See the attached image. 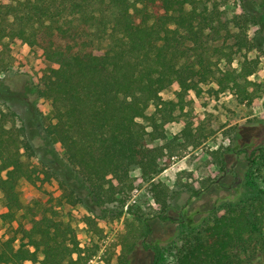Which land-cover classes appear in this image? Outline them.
Here are the masks:
<instances>
[{
    "label": "trees",
    "instance_id": "obj_1",
    "mask_svg": "<svg viewBox=\"0 0 264 264\" xmlns=\"http://www.w3.org/2000/svg\"><path fill=\"white\" fill-rule=\"evenodd\" d=\"M239 9L228 19L206 0H0V71L12 63V42L38 48L53 68L43 76L37 97L49 101L54 113L42 135L29 137L25 125H16L13 111H0L5 208L0 230L10 227L0 239V264H88L99 248H82L56 205L83 204L100 218L121 216L134 190L135 170L152 183L155 202L168 206V188L154 183L164 170L166 146L149 144L148 138L166 139L164 128L184 109L186 95L215 78L219 92L232 91L241 101L255 97L249 78L259 62L247 53L264 54V0H239ZM252 27L256 30L248 39ZM243 51L239 70L218 68V62L231 65L232 55ZM172 86L179 89L176 100L163 99ZM152 105L155 112L148 115ZM53 175L64 190L57 204L51 198L39 215L29 209L30 225L13 226L24 210L20 184L36 186ZM260 196L259 203L235 202L188 237L175 264H237L233 250L259 233L264 191ZM129 209L141 227L132 226L124 235L120 264H132L140 231L151 233L150 219L140 208ZM151 248L158 264L161 248Z\"/></svg>",
    "mask_w": 264,
    "mask_h": 264
},
{
    "label": "rangeland",
    "instance_id": "obj_2",
    "mask_svg": "<svg viewBox=\"0 0 264 264\" xmlns=\"http://www.w3.org/2000/svg\"><path fill=\"white\" fill-rule=\"evenodd\" d=\"M206 2L217 5L228 19L240 13L239 0ZM255 30V27L248 30V39L252 38ZM234 40L231 38L229 42ZM218 42L221 41L214 45ZM11 49L12 63L0 71V111H13L17 115L16 125H25L29 137L42 135L52 123L54 113L50 102L39 99L37 92L43 87V76L53 65L41 57L38 48L16 41L12 42ZM244 52L234 53L231 65L224 60L218 62V68L239 70ZM247 55L259 62L256 73L249 78L253 84L250 90L256 91L252 100L241 101L232 91L219 92L215 78L201 85L202 91H190L186 95L184 109L177 110V119L164 128L166 139L153 141L148 138L149 144L166 146V156L162 161L164 170L154 183H163L168 188L167 207L155 202L152 183L145 182L141 172L135 170L131 174L134 190L125 212L118 217L100 218L83 204L56 205L64 190L60 179L53 175L36 186L26 182L20 184L24 210L18 213L13 226L21 222L30 225L34 219L29 209L39 215L52 198L60 219L74 228L80 246L99 248L88 264H120L118 256L124 235L132 226L141 227L131 214L129 207L132 206L133 209L140 208L150 219L151 233L145 236L144 231H140L131 263L153 264L151 246L157 245L162 253L158 264H175L187 238L225 214L235 202H261L260 192L264 191V54L252 50ZM178 91V87L172 86L163 92L162 97L176 100ZM155 109L152 105L148 115H152ZM139 122L148 126L145 120L140 119ZM147 130L151 131L150 128ZM53 146L59 158L65 159L56 141H53ZM241 149L250 157L239 154ZM223 153L224 169L221 168ZM32 160L38 164L39 158L35 156ZM4 212L0 194V214ZM260 214L259 233L232 252L237 264H264V207ZM163 215L170 216L173 221L163 220ZM8 226L0 230V239L8 236ZM143 242L149 246L148 249Z\"/></svg>",
    "mask_w": 264,
    "mask_h": 264
},
{
    "label": "flooded vegetation",
    "instance_id": "obj_3",
    "mask_svg": "<svg viewBox=\"0 0 264 264\" xmlns=\"http://www.w3.org/2000/svg\"><path fill=\"white\" fill-rule=\"evenodd\" d=\"M244 152H245V151H244L243 149L239 150V154H242V153L245 154ZM245 157H246V158H249L250 156H247V154H245ZM229 171H230V170H229ZM225 174H226L225 176L228 175L227 172H225ZM189 202H190V201H189ZM174 221H178V220L174 219ZM182 221H183V220H182Z\"/></svg>",
    "mask_w": 264,
    "mask_h": 264
}]
</instances>
